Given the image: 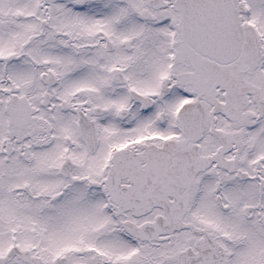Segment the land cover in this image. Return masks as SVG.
<instances>
[{
	"label": "snow or ice",
	"instance_id": "1",
	"mask_svg": "<svg viewBox=\"0 0 264 264\" xmlns=\"http://www.w3.org/2000/svg\"><path fill=\"white\" fill-rule=\"evenodd\" d=\"M0 264H264V0H0Z\"/></svg>",
	"mask_w": 264,
	"mask_h": 264
}]
</instances>
